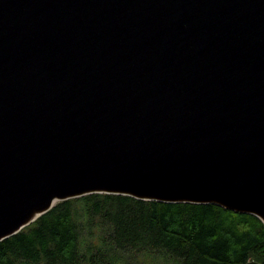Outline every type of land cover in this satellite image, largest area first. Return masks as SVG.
I'll return each mask as SVG.
<instances>
[{
	"label": "water",
	"instance_id": "1",
	"mask_svg": "<svg viewBox=\"0 0 264 264\" xmlns=\"http://www.w3.org/2000/svg\"><path fill=\"white\" fill-rule=\"evenodd\" d=\"M92 193L264 223V0H0V242Z\"/></svg>",
	"mask_w": 264,
	"mask_h": 264
},
{
	"label": "trees",
	"instance_id": "2",
	"mask_svg": "<svg viewBox=\"0 0 264 264\" xmlns=\"http://www.w3.org/2000/svg\"><path fill=\"white\" fill-rule=\"evenodd\" d=\"M0 264H264V223L214 204L92 193L1 241Z\"/></svg>",
	"mask_w": 264,
	"mask_h": 264
},
{
	"label": "rangeland",
	"instance_id": "3",
	"mask_svg": "<svg viewBox=\"0 0 264 264\" xmlns=\"http://www.w3.org/2000/svg\"><path fill=\"white\" fill-rule=\"evenodd\" d=\"M143 262V261H142Z\"/></svg>",
	"mask_w": 264,
	"mask_h": 264
}]
</instances>
